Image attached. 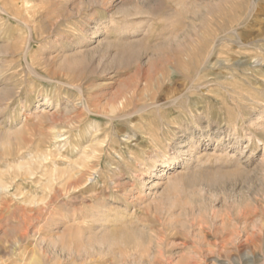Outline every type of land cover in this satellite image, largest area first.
Returning <instances> with one entry per match:
<instances>
[{
    "label": "rangeland",
    "instance_id": "1",
    "mask_svg": "<svg viewBox=\"0 0 264 264\" xmlns=\"http://www.w3.org/2000/svg\"><path fill=\"white\" fill-rule=\"evenodd\" d=\"M0 264H264V0H0Z\"/></svg>",
    "mask_w": 264,
    "mask_h": 264
},
{
    "label": "bare ground",
    "instance_id": "2",
    "mask_svg": "<svg viewBox=\"0 0 264 264\" xmlns=\"http://www.w3.org/2000/svg\"><path fill=\"white\" fill-rule=\"evenodd\" d=\"M184 55V54H183ZM162 76H165L164 74H162ZM150 80H151V77H147V80L145 81V90L146 91H149V90H151V82H150ZM137 81V80H136ZM155 81V80H154ZM194 81V80H193ZM134 87V86H133ZM132 88V87H131ZM135 88H136V86L134 87V88H132L133 89V91H135ZM133 93V92H132ZM179 93H177L176 95H178ZM175 95V96H176ZM180 96H181V94H180ZM176 98H177V96H176ZM122 99V98H121ZM178 100V99H177ZM175 101V100H174ZM132 104V103H131ZM142 106V105H141ZM143 106H145V105H143ZM126 106H124V108H125ZM138 109V108H137ZM142 109H143V107H142ZM135 110V109H134ZM139 110V109H138ZM136 111V110H135ZM142 111V110H141ZM138 112V111H137ZM140 112V111H139ZM138 112V113H139ZM135 112L133 111V114H134ZM64 115V114H63ZM125 115V114H124ZM130 116H131V113H130ZM130 116H125V117H130ZM151 149V148H150ZM170 159V158H169ZM176 160V159H175ZM175 160H170L169 161V164H168V167L170 168V169H172V168H174L175 167V165H176V161ZM85 162V161H84ZM77 164V163H76ZM82 164V163H81ZM80 164V165H81ZM78 165V164H77ZM77 165H75V166H77ZM83 165V164H82ZM85 165V164H84ZM90 165V164H89ZM173 165H174V167H173ZM64 172L65 171H63V174H64ZM61 173H62V171H61ZM68 174V173H67ZM84 174V173H83ZM66 175V174H65ZM69 175V174H68ZM60 176V175H59ZM62 177H64V175H61ZM67 177V176H66ZM68 179V178H67ZM66 183V182H65ZM64 183V184H65ZM119 183V182H118ZM119 185V184H118ZM67 187V186H66ZM119 191V190H118ZM97 202V201H96ZM95 204H97V203H95ZM98 208V207H97ZM103 211V210H102ZM106 211H108L107 209H106ZM98 212V211H97ZM110 212V211H109ZM111 213V212H110ZM88 215V214H87ZM107 220V219H106ZM96 227V226H95ZM118 232V231H117ZM104 239V238H103ZM110 240V239H109ZM111 241V240H110ZM126 242V241H125ZM91 243H94V242H91ZM108 243V242H107ZM206 248V247H205Z\"/></svg>",
    "mask_w": 264,
    "mask_h": 264
}]
</instances>
